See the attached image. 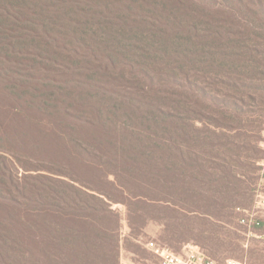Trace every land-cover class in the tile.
Here are the masks:
<instances>
[{"label": "trees", "instance_id": "trees-1", "mask_svg": "<svg viewBox=\"0 0 264 264\" xmlns=\"http://www.w3.org/2000/svg\"><path fill=\"white\" fill-rule=\"evenodd\" d=\"M262 82L264 0H0V264H264Z\"/></svg>", "mask_w": 264, "mask_h": 264}, {"label": "built area", "instance_id": "built-area-1", "mask_svg": "<svg viewBox=\"0 0 264 264\" xmlns=\"http://www.w3.org/2000/svg\"><path fill=\"white\" fill-rule=\"evenodd\" d=\"M243 213L244 216L239 221L241 225L246 226L248 229L258 226L259 223L253 212L243 211ZM145 247L155 256L158 264H245L236 260H226L223 263L208 260L192 244H185L178 252L154 241L147 242Z\"/></svg>", "mask_w": 264, "mask_h": 264}, {"label": "rangeland", "instance_id": "rangeland-1", "mask_svg": "<svg viewBox=\"0 0 264 264\" xmlns=\"http://www.w3.org/2000/svg\"><path fill=\"white\" fill-rule=\"evenodd\" d=\"M259 84V82H255ZM264 84V82H262ZM261 128H264V120L260 124ZM261 139H262V148L264 149V130L261 132ZM264 161L261 162V167L262 169L259 172V180L255 184V189H256V196L254 198V204L248 208L247 210L249 212H253L255 217H260L264 220ZM147 238L143 239L144 242L148 241H157V237L155 234L158 232V228L154 226H148L147 229ZM128 232L125 223L122 224V236H124ZM183 245L178 246V247H172L174 249H177L178 251H181ZM171 248V249H172ZM173 249V250H174ZM137 253H139L141 256H136L131 253H128L124 250H121L120 252V257H119V264H158L157 260L153 255L151 254L150 251H148L145 246H142L141 249H137ZM240 261V260H239ZM243 262V261H242ZM245 263V261H244Z\"/></svg>", "mask_w": 264, "mask_h": 264}, {"label": "crops", "instance_id": "crops-1", "mask_svg": "<svg viewBox=\"0 0 264 264\" xmlns=\"http://www.w3.org/2000/svg\"><path fill=\"white\" fill-rule=\"evenodd\" d=\"M262 165H264V164H262Z\"/></svg>", "mask_w": 264, "mask_h": 264}]
</instances>
